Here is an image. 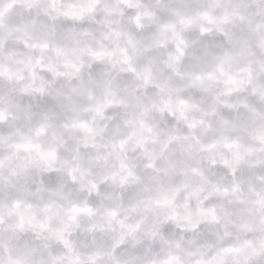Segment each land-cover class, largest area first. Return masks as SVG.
<instances>
[{"label": "clouds", "instance_id": "clouds-1", "mask_svg": "<svg viewBox=\"0 0 264 264\" xmlns=\"http://www.w3.org/2000/svg\"><path fill=\"white\" fill-rule=\"evenodd\" d=\"M0 264H264V0H0Z\"/></svg>", "mask_w": 264, "mask_h": 264}]
</instances>
